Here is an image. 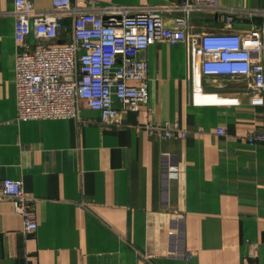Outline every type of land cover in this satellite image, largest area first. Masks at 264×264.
<instances>
[{
  "label": "crops",
  "instance_id": "1",
  "mask_svg": "<svg viewBox=\"0 0 264 264\" xmlns=\"http://www.w3.org/2000/svg\"><path fill=\"white\" fill-rule=\"evenodd\" d=\"M71 1L135 11L179 0ZM13 8L0 0V179L22 181L37 228L25 232L0 198V264H187L185 253L194 264H264V144L244 138L264 130V104L251 101L248 80L194 73L186 43L158 40L139 53L147 102L133 110L115 99L117 123L83 100L74 117L19 120ZM259 9L264 0H220L191 12L190 31L264 28ZM162 14L174 25L176 11ZM62 23L52 42L70 40L71 17ZM175 122L184 136L148 131Z\"/></svg>",
  "mask_w": 264,
  "mask_h": 264
},
{
  "label": "built area",
  "instance_id": "2",
  "mask_svg": "<svg viewBox=\"0 0 264 264\" xmlns=\"http://www.w3.org/2000/svg\"><path fill=\"white\" fill-rule=\"evenodd\" d=\"M220 0H179L160 7L132 11L121 5L97 7L88 1L78 7L71 0H52L51 7H35L32 0H14L15 85L19 120L74 117L79 102L98 111L100 122H118L119 108L137 110L148 99V63L139 53L150 44L165 40L189 47V61L194 73L210 76L242 77L248 80L251 101L264 104V28L252 27L245 32L231 30L190 31L189 19L195 10L217 9ZM176 11L174 25L165 24L162 11ZM258 12L264 15V9ZM71 17L70 40L52 42ZM225 16V23L231 21ZM48 40L30 44L28 37ZM134 80L136 82H130ZM151 134L184 136L177 122L162 127L148 125ZM217 133L224 130L218 128ZM245 140L264 144V130H252ZM10 197L14 210L23 218V230L37 228L33 197L23 191L17 178L0 179V198ZM192 253H185L187 264Z\"/></svg>",
  "mask_w": 264,
  "mask_h": 264
}]
</instances>
